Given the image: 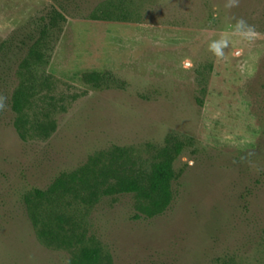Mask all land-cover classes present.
Listing matches in <instances>:
<instances>
[{
  "label": "rangeland",
  "instance_id": "rangeland-1",
  "mask_svg": "<svg viewBox=\"0 0 264 264\" xmlns=\"http://www.w3.org/2000/svg\"><path fill=\"white\" fill-rule=\"evenodd\" d=\"M226 3L77 0L37 60L21 40L59 3L0 0L23 49L0 53V264H264V0ZM166 153L163 212L113 190Z\"/></svg>",
  "mask_w": 264,
  "mask_h": 264
},
{
  "label": "trees",
  "instance_id": "trees-1",
  "mask_svg": "<svg viewBox=\"0 0 264 264\" xmlns=\"http://www.w3.org/2000/svg\"><path fill=\"white\" fill-rule=\"evenodd\" d=\"M59 3V7L50 5L41 12L38 20L40 23L36 27H31L25 30V38L21 40L23 49L25 48L26 55H30L35 59H41V55H45L44 49L47 48L50 37L57 35L66 22V13L71 14L70 8H80L77 4V0H56ZM72 5H74L72 7ZM79 12H83L80 11ZM94 16V15H93ZM17 36L4 41L0 45V53H5V50H12L15 46H19L17 43ZM21 48V50H23ZM90 79L97 82L100 79V75L97 73L88 74ZM20 99L15 100V108L20 111ZM180 146L176 147V153L179 151ZM175 155L166 153L165 158L154 165L152 171L145 176V178H139L134 176H126L121 178L113 190L120 193H135L140 199L145 200L144 205L147 213L154 215L163 212L167 206L171 203L173 198L172 182L176 177L173 170V160ZM86 257L89 259H95L97 256L96 249H88L85 251Z\"/></svg>",
  "mask_w": 264,
  "mask_h": 264
},
{
  "label": "clouds",
  "instance_id": "clouds-1",
  "mask_svg": "<svg viewBox=\"0 0 264 264\" xmlns=\"http://www.w3.org/2000/svg\"><path fill=\"white\" fill-rule=\"evenodd\" d=\"M239 4V0H227L225 8H234ZM235 23L233 25V32L239 35L240 38L244 40H251L255 35V29L252 25L248 24L242 18H235ZM228 39L226 37H220L218 39L212 40L208 44V50L216 57H223L224 49L228 47Z\"/></svg>",
  "mask_w": 264,
  "mask_h": 264
}]
</instances>
